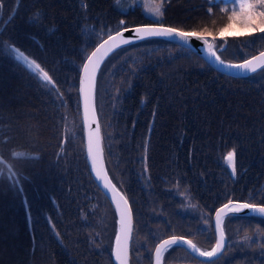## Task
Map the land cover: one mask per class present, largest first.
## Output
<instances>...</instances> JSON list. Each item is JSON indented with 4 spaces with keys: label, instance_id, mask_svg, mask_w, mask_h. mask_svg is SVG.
I'll list each match as a JSON object with an SVG mask.
<instances>
[{
    "label": "trees",
    "instance_id": "1",
    "mask_svg": "<svg viewBox=\"0 0 264 264\" xmlns=\"http://www.w3.org/2000/svg\"><path fill=\"white\" fill-rule=\"evenodd\" d=\"M163 4V25L202 33L207 28L203 34L215 36L225 61L264 49V34L228 37L225 44L216 33L226 22L223 3ZM155 19L136 0H0V163L13 177L0 169V264H113L114 208L91 176L84 152L78 84L83 28ZM72 46L81 54L64 57ZM21 51L41 64L50 84L16 59ZM108 57L98 71L95 106L107 171L132 211L130 264H138V254L151 261L154 245L171 235L210 249V220L218 206L264 205V68L230 76L191 50L153 37ZM232 150L235 175L224 162ZM203 209L209 221L199 223ZM33 217L40 227L32 226ZM59 225H68L67 235ZM75 225L96 230L76 234ZM223 227L225 247L211 264H264L263 217L228 215ZM162 263L209 261L173 245Z\"/></svg>",
    "mask_w": 264,
    "mask_h": 264
},
{
    "label": "snow or ice",
    "instance_id": "2",
    "mask_svg": "<svg viewBox=\"0 0 264 264\" xmlns=\"http://www.w3.org/2000/svg\"><path fill=\"white\" fill-rule=\"evenodd\" d=\"M210 5L225 4V7L220 8V12L223 16H226V22L216 29L218 36L227 43L228 37L239 38L245 35L253 36L255 34H264V0H209ZM228 5H232L228 7ZM163 0L160 3L155 4L148 8V11L156 18L153 23L137 27L134 32L135 36L139 40L150 37H164L176 39L184 45H188L192 38L203 41L207 46V54L209 57H215L216 62L224 67L234 68L241 71L256 72L260 68H264V51H261L258 56L246 59L242 64H228L224 65L223 61L216 56L214 48L215 36L213 37V43H209L206 36L203 33H208V29H203L202 32L197 31H182L171 26H164L160 20L163 17ZM212 8L209 7V13ZM215 23V22H213ZM123 24V21L121 22ZM126 30V29H125ZM264 39V36L260 37ZM119 40V44L116 41ZM112 42L113 47H120L121 45H127L132 43V39H125L123 33L117 31L115 35L108 34L106 40L103 43L98 44L96 49L92 51L90 55L86 57V62L83 64L82 75L80 77V94L83 99V111H84V123L85 127L96 122V112L92 106V94L96 80L97 69L100 67V61L104 58L98 55L101 49L105 48ZM223 48V46H219ZM112 49H109L111 51ZM106 55V54H105ZM17 59L23 61L27 65V69L31 73H38L39 78L43 81L51 83V78L47 71H45L41 64L35 60H29L21 51ZM259 63H256V62ZM100 128L97 127L94 131L89 130L87 136V158L91 161L92 171L95 172L96 180L103 182V186L109 192L112 193V201L116 205L117 212L119 213V231L116 235V247L114 255L119 264H128V240L132 231V216L129 208L128 200L121 194H119L115 187L108 181L104 172L103 160H102V148H101V136ZM38 159V157H37ZM227 166L232 169V174L235 175V150L229 151L225 156ZM232 201L223 205L222 208L217 209L216 212V231L218 238L216 244L210 251H202L192 241H183L191 248L193 253H198L199 257L208 258L209 264H211L212 258L216 257L220 253L225 244V236L221 228L223 222L222 213L225 209H229L231 212H239L242 208H251L253 211L264 215V207L257 208L250 203H244L235 207H231ZM182 238L173 236L169 240H165L161 245H158L155 249L156 264H161L162 252L168 247L181 244Z\"/></svg>",
    "mask_w": 264,
    "mask_h": 264
},
{
    "label": "water",
    "instance_id": "3",
    "mask_svg": "<svg viewBox=\"0 0 264 264\" xmlns=\"http://www.w3.org/2000/svg\"><path fill=\"white\" fill-rule=\"evenodd\" d=\"M149 24H151V23H149ZM149 24H139V25L127 26V27H123V28H121V29H119V30H117V31L122 32V33H123V37H124L125 39H129V38H131L132 41L135 42V41H139V39L136 38L134 30H135L137 27H142V26H146V25H149ZM164 26H167V25H164ZM125 29H126V30H125ZM179 30H180V29H179ZM117 31H116V32H117ZM182 31H184V30H182ZM116 32L112 33V35H115ZM205 36H206L207 40L209 41V43H213V37H212V36H210V35H205ZM107 37H108V36H107ZM107 37L104 38L102 41H100L98 44L103 43V41L106 40ZM150 38H152V37H150ZM153 38H160V39H164V40L171 41V42H173V43L179 44V45H181V46H183V47H185V48H187V49L193 51L194 53H196V54L199 55L200 57H202L207 63H209V64H210L213 68H215L216 70H218V71H220V72H223V73H226V74H228V75H233V76H245V75H248V74H252V73H254V72H249V71H246V70L241 71V70H237V69L229 68V67H224V66L220 65L218 62H216L215 57H209V56H208V54H207V46H206V45L203 43V41H201V40H197V39H195V38H192V39L190 40V42H189L188 45H184V44H182L181 42H179L178 40H176V39H172V38H164V37H153ZM145 39H146V38H145ZM116 43L119 44V40H117ZM98 44H97V45H96V46L90 51L89 55L92 53V51H94V50L96 49V47L98 46ZM214 44H215V43H214ZM121 46H122V45H121ZM116 48H118V47H116ZM116 48H114L112 42H110L108 45L105 46V48L101 49V52H100L98 55L103 56L104 58L100 61V66H101L103 60L105 59V57H106L110 52H112L114 49H116ZM109 49H112V50L109 51ZM214 51L216 52V56H218L216 48H214ZM261 51H264V49L261 50ZM261 51L255 53L254 55H252V56H250V57H248V58H246V59H251L252 57L258 56V54H259ZM18 54H19V52H18ZM105 54H106V55H105ZM218 57H219V56H218ZM219 58H220V57H219ZM246 59H244V60H246ZM29 60H30V59H29ZM220 60H222V59L220 58ZM244 60L239 61V62H235V63L226 62V61H224V60H222V61H223L224 65H228V64H242V63L244 62ZM85 62H86V59L84 60L83 64H84ZM256 63H259V62L257 61ZM83 64H82V66H81L80 74H79V88H80V77H81V75H82ZM99 68H100V67H99ZM99 68L97 69V73H98ZM96 76H97V74H96ZM95 82H96V80H95ZM94 97H95V85H94L93 94H92V106H93V108L95 109V112H96V122L90 124L88 127H85V123H84V111H83V99H82V96H81L80 91H79V99H80V115H81V122H82L83 135H84V150H85V157H86V160H87V163H88V167H89V171H90L91 176L93 177V179H94L95 183L97 184V186L99 187V189L103 192V194H104V195L108 198V200L112 203L113 208H114V210H115V214H116V217H117V229H116V234H115V237H114V240H113V243H112L111 254H112L113 264H119V262L116 260V257H115V255H114V250H115V247H116V235H117V233H118V231H119V213L117 212V209H116V205H115V203H113V201H112V193L109 192L107 189L104 188V186H103V182L96 180L95 172H93V171H92V168H91V161L87 158V136H88V131H89V130H93V131H94L97 127L100 128V125H99V119H98V115H97V111H96V107H95V100H94ZM100 136H101V131H100ZM101 148H102L103 167H104V172H105V174H106V176H107V179H108V181H110L111 184L115 187L116 191H117L119 194H121V195H123V196L125 197V195H124V194H123V193H122V192H121V191L115 186V184L111 181V179H110V177H109V175H108V173H107L106 166H105V162H104V154H103V146H102V136H101ZM0 159H1V157H0ZM125 198H126V197H125ZM232 202H233V203H232V205H230V208H231V207H235V206H238V205H242V204H244L243 202H237V201H232ZM228 203H229V201L226 202V203H224V204H222V205H220V206H218V207L215 209L214 213H213V216H212V226H213V231H214V235H215V242H214L213 247L215 246V244H216V240H217V238H218L217 231H216V219H215L217 209L222 208L223 205L228 204ZM255 206H256L257 208H259V207H264V205H255ZM129 208H130V205H129ZM130 211H131V208H130ZM234 214H253V215H258V216H262V217H264V215H262V214H260V213H258V212L253 211V209H251V208H248V209H244V208H242L239 212H231V211H229V209H225V210H224V213H222V216H223V222H224V219H225L226 216H228V215H234ZM131 216H132V213H131ZM223 222H222L221 228H222L223 233H224ZM132 228H133V221H132ZM224 236H225V233H224ZM131 237H132V231H131V233H130V235H129V240H128V256H127L128 264H129V253H130ZM172 237H173V236L166 237V238L160 240V241L157 243V245H156L155 248H154L153 254H152V264H156V259H155V249H156V247H157L158 245H161L163 241H165V240H169V239H171ZM176 237H178V238H182V242H181V244H178V245H180V246H182L183 248H185V249H186V250H187V251H188L193 257H195L196 259L201 260V261H208V258H205V257H199L198 253H193L190 247H188L186 244H183V241H188V240H190V239L185 238V237H181V236H176ZM190 241H191V240H190ZM192 243H193V242H192ZM193 244H194V243H193ZM224 246H225V244H224ZM197 247H198V246H197ZM198 248H199V247H198ZM199 249H200V248H199ZM223 249H224V247L221 249L220 253L223 251ZM210 250H211V249H210ZM210 250H208V251H210ZM202 251H204V250H202ZM220 253H218L216 257H218V256L220 255ZM216 257H214V258H216ZM214 258H212V259H214Z\"/></svg>",
    "mask_w": 264,
    "mask_h": 264
},
{
    "label": "rangeland",
    "instance_id": "4",
    "mask_svg": "<svg viewBox=\"0 0 264 264\" xmlns=\"http://www.w3.org/2000/svg\"><path fill=\"white\" fill-rule=\"evenodd\" d=\"M135 1V0H134ZM138 3H140L142 6H143V8L145 9V11L146 12H149L148 11V8L149 7H151V5H150V3L153 1V0H136ZM232 5H228V7H231ZM119 24V25H118ZM118 24L117 25H115V26H112V25H107L108 27L107 28H105V30H100V29H97V30H93L92 28H90V26H85L84 28H83V31H84V35H83V44H82V46H81V49L83 50V53L84 54H82V56L83 57H85L84 58V60L86 59V57L89 55V53H90V51H91V49L95 46V45H97L98 44V42H100V41H102L104 38H106L107 36H108V34H112V33H114L115 31H117V30H119L118 28L120 27V26H122L123 24H121V21H118ZM0 28H1V24H0ZM91 43V44H89V43ZM81 54V53H79L78 52V48H77V46L75 47H73L72 46V48H67V50H64L63 51V56L64 57H67V56H71V55H75V54ZM17 55H16V59H17ZM83 60V61H84ZM108 60H109V57L108 58H106V60H103V62H102V64H101V66H100V68H102V66H106V63L108 62ZM100 68H99V70H100ZM95 92H96V84H95ZM94 100H95V97H94ZM74 121H75V118H74ZM69 126V125H68ZM107 138V135L105 136L104 135V144H105V139ZM14 154L15 155H17L18 154V151H15L14 152ZM0 161L1 162H4V159H0ZM227 163V162H226ZM0 169H1V173L5 176V177H9V178H11V179H13V177L11 176V172H9L6 168H4L3 169V166H2V164L0 163ZM231 169V168H230ZM231 171H232V169H231ZM109 172H110V174L111 175H113L114 176V174H113V172H112V170L111 169H109ZM45 200L43 199H37V200H35V202H36V204H39V203H41V202H44ZM238 202H241V201H238ZM253 205H257V204H253ZM27 209V208H26ZM27 211H28V209H27ZM207 215V212H206V210L205 209H203V214H202V216H203V218L199 221V223L200 222H207V221H209V219H204L205 218V216ZM29 216H30V214H29ZM212 216H213V214H212ZM35 217V216H34ZM34 217H33V222H34V224L32 225L34 228H35V226L36 227H40V225H38L39 224V221H36L35 219H34ZM227 217V216H226ZM225 217V218H226ZM212 218V217H211ZM204 219V220H203ZM30 220H31V216H30ZM85 220H82V222H84ZM211 221V223H212V220H210ZM116 223H117V218H116ZM35 225V226H34ZM144 225V224H143ZM76 227H77V229L75 230V233L77 234V233H79V232H83V233H87V234H90L92 231H95L96 230V227H95V225L94 226H92V227H90V226H86V227H84L83 228V225H75ZM201 226H207V225H201ZM210 226V225H209ZM57 227H58V225H57ZM116 227V226H115ZM147 229H149L150 227H152L151 225H146L145 226ZM51 228H52V233L55 235V237H57V238H60L58 235H57V233H58V228H55V226L54 225H51ZM59 229L61 230V232L62 231H65L64 232V236L65 235H67L68 234V229H69V227H68V225H63V227H62V225H59ZM72 232V231H71ZM115 232H116V229H115ZM141 242V240H139L137 237H136V244H138V243H140ZM213 245L214 244H212V247H213ZM204 251H208V250H210V249H203ZM182 255H184L182 252L180 253V256H182ZM145 261H147V260H144L142 257H141V255L140 254H138V264H151V262H150V260L149 261H147V263H144Z\"/></svg>",
    "mask_w": 264,
    "mask_h": 264
},
{
    "label": "bare ground",
    "instance_id": "5",
    "mask_svg": "<svg viewBox=\"0 0 264 264\" xmlns=\"http://www.w3.org/2000/svg\"><path fill=\"white\" fill-rule=\"evenodd\" d=\"M96 79H97V76H96ZM96 83V82H95Z\"/></svg>",
    "mask_w": 264,
    "mask_h": 264
}]
</instances>
